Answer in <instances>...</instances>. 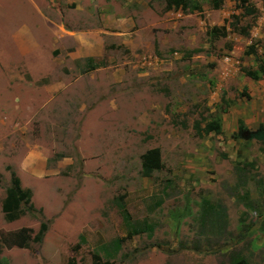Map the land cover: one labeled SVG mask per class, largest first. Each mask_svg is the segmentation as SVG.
<instances>
[{
  "label": "rangeland",
  "instance_id": "1",
  "mask_svg": "<svg viewBox=\"0 0 264 264\" xmlns=\"http://www.w3.org/2000/svg\"><path fill=\"white\" fill-rule=\"evenodd\" d=\"M197 2L0 0V264H264V153L231 136L264 123V76L245 73L264 64V0ZM152 147L164 167L143 176ZM12 173L40 242V218H3ZM21 227L24 246L3 240Z\"/></svg>",
  "mask_w": 264,
  "mask_h": 264
},
{
  "label": "trees",
  "instance_id": "2",
  "mask_svg": "<svg viewBox=\"0 0 264 264\" xmlns=\"http://www.w3.org/2000/svg\"><path fill=\"white\" fill-rule=\"evenodd\" d=\"M165 8L170 9L172 7H180L182 9H190L196 10L199 8V4L197 0H164ZM212 3V7L218 8L222 2V0H210ZM244 1V0H242ZM245 31H242L244 33ZM196 51V50H192ZM245 73L252 77L253 79H258L260 76H264V64H260L259 69L254 73L245 70ZM244 93V92H243ZM245 94V93H244ZM195 128L197 133L200 134H208L213 131L219 133L221 131V122L219 120H212L207 122L203 128H200L196 123ZM233 138L241 139L245 141L255 140L260 144V151L264 153V123H260L256 128H249L242 118L237 120V126L235 131L231 135ZM141 174L143 176H149L152 171L159 170L164 167V164L161 159V152L158 147H152L147 149L144 153L141 154ZM119 205L121 211L124 215V218H128L129 214L125 207V203L123 202V195L118 197ZM204 204L207 203L206 200L203 201ZM203 204V205H204ZM202 210H205L202 207ZM1 211L3 218L6 221H12L17 219L20 215L24 213H29L37 218H40V226L33 237V240L36 242H40L43 238L45 231L47 230V223L42 220V212L40 209L36 208L31 202V190L29 188H23L20 185L19 178L12 173L11 182L5 188V196L1 200ZM204 213V212H203ZM152 227L150 225H145L144 227L132 228L127 231V233L122 237H117L112 242V250L115 252L119 249L121 243L127 239H130L133 235L148 231L151 232ZM30 231L26 227H21L17 230L13 236V240H9V238H3L4 241H9L8 244H15L18 246H24L26 240L29 238L27 234ZM67 264H75L73 261H69ZM92 264H103L100 260V257L97 253H94L92 256ZM230 264H250L243 256L234 255L231 259Z\"/></svg>",
  "mask_w": 264,
  "mask_h": 264
},
{
  "label": "crops",
  "instance_id": "3",
  "mask_svg": "<svg viewBox=\"0 0 264 264\" xmlns=\"http://www.w3.org/2000/svg\"><path fill=\"white\" fill-rule=\"evenodd\" d=\"M260 123H263V122H260ZM260 123H258L255 127H250V126H248L246 123H245V124H246L249 128L254 129V128H256ZM236 126H237V125H236ZM26 165H27L28 169H33V166H32V165L27 164V163H26Z\"/></svg>",
  "mask_w": 264,
  "mask_h": 264
}]
</instances>
